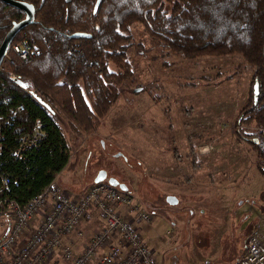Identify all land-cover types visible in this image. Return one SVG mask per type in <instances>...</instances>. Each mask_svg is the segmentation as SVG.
<instances>
[{
  "label": "rangeland",
  "instance_id": "obj_1",
  "mask_svg": "<svg viewBox=\"0 0 264 264\" xmlns=\"http://www.w3.org/2000/svg\"><path fill=\"white\" fill-rule=\"evenodd\" d=\"M130 33L127 59L132 75L98 131L88 138L74 132L58 110L71 159L56 182L76 196L93 186L101 171H106L105 183L111 178L124 183L133 203L153 216L151 224L138 220L135 226L159 264L190 247L187 222H180L179 231L173 229L175 215L170 210L186 211L177 217H194L200 231L216 222L207 229L220 239L216 247L226 252L230 248L229 238H221L227 231L223 237L231 238L232 248L239 247L237 254L252 235L246 237L251 223L261 222L259 209L264 211V159L248 141L260 130L255 123L239 121L251 96L253 70L241 56L176 55L154 41L140 23ZM110 69L120 73L112 64ZM22 80L30 82L24 76ZM169 198L178 203L169 204ZM91 215L94 221L85 230L94 232L102 220ZM5 222H0V237ZM155 232L164 242L155 244L146 234ZM169 241L170 247L165 245ZM59 252L58 264H65Z\"/></svg>",
  "mask_w": 264,
  "mask_h": 264
},
{
  "label": "trees",
  "instance_id": "obj_2",
  "mask_svg": "<svg viewBox=\"0 0 264 264\" xmlns=\"http://www.w3.org/2000/svg\"><path fill=\"white\" fill-rule=\"evenodd\" d=\"M18 1L35 7V22L19 32L12 45L28 39L38 55L22 60L11 50L0 70V117L10 118L1 123L0 187L3 176L11 179L8 190L0 193L2 209L6 201L29 203L69 164L71 148L58 110L74 132L88 138L98 131L132 75L127 51L133 40L130 28L136 23L154 41L184 58L241 56L245 60L253 80L239 121L255 123L260 130L248 141L264 159V0H103L97 13L98 0ZM24 18V12L0 1V47L14 23ZM76 33L91 37L73 38ZM110 64L120 73L112 71ZM12 73L30 79L52 112L17 86ZM64 77L71 87L59 83ZM19 105L25 108L20 114L16 113ZM37 124L42 125L44 136L15 157L22 138L31 135ZM251 229L246 237L253 234ZM227 238V252L235 260L242 258L245 241L236 254L239 247L232 248L230 237L224 236L223 242Z\"/></svg>",
  "mask_w": 264,
  "mask_h": 264
},
{
  "label": "built area",
  "instance_id": "obj_3",
  "mask_svg": "<svg viewBox=\"0 0 264 264\" xmlns=\"http://www.w3.org/2000/svg\"><path fill=\"white\" fill-rule=\"evenodd\" d=\"M11 50L22 60L38 55L37 47L28 39L10 45L5 58ZM10 64L15 65L13 60ZM9 75L11 80L23 78L13 73ZM59 83L72 86L67 77ZM29 84L34 88L31 81ZM24 111L23 105L16 109L19 114ZM9 121L10 118L0 117V153L1 123ZM41 130L42 125L37 124L31 135L23 137L14 156L20 158L23 151L37 145L44 136ZM10 184V176H3L0 193L8 190ZM5 204L4 209L0 206V222L5 218L10 223L0 241V264H49L58 250L65 264H159L135 226L138 220L151 224L153 216L134 204L128 193L109 183L94 184L76 196L67 194L55 180L24 206L14 201ZM126 209L127 215L123 213ZM92 213H96L103 224L82 253H77L74 245L64 244V237L70 233L85 237L83 221ZM238 264H264V233H253L247 239L245 254Z\"/></svg>",
  "mask_w": 264,
  "mask_h": 264
},
{
  "label": "crops",
  "instance_id": "obj_4",
  "mask_svg": "<svg viewBox=\"0 0 264 264\" xmlns=\"http://www.w3.org/2000/svg\"><path fill=\"white\" fill-rule=\"evenodd\" d=\"M159 211H163V210L158 209L157 212H159ZM170 211L173 213L172 215H175L174 221L172 222L173 229L178 228V231H179L180 222H187V224L185 225V228H186V230H188L189 238H188V241L186 242V244H188L190 247L186 250H183V252H181L180 254L172 253L171 256L166 257V260H168L167 264H238L240 258L238 260H235V257H233V256L231 257L228 252L226 253L225 247H219V249H218L216 247V245H217L218 241L221 244L220 239L216 241L215 238H213L209 233H207V231H208L207 229L213 228V226H215L216 222H210V224L208 223L206 225L205 231L209 236L208 235L205 236L206 234H204L205 233L204 230L200 231L197 229L198 226H196V221L193 219L194 217H190V219H186V220L179 219L177 217V216H181V214L186 212V211H184V212L180 211V210H170ZM263 212L264 211H262V209L261 210L259 209V213L261 214L260 215L261 222H252L251 223L250 227L256 228L253 233H263V231L261 230L262 228H264V222H263L264 213ZM189 214H190V216H194V212L192 209L189 210ZM90 216L92 217V219L90 218ZM93 221H94L93 216L88 215L85 218V220L83 221V225H82L83 229L85 230V228H90V225L93 223ZM9 223L10 222H5L4 229H3L4 233L0 237V241L2 240L3 236L6 233L7 228L9 226ZM38 223H39V219H38ZM38 223H36V224H38ZM198 228H200V227H198ZM230 228L231 227H229L228 231L230 230ZM94 232H92L90 230H88V231L85 230V237H83V238H79L75 233L67 234L64 237V244H72V245H74L77 253H82L83 248L89 242V240L91 239ZM225 233H223V235ZM146 234H148L147 236H149V238H151V240L153 242H155V244H159L160 242H164L163 236H161L160 234H157L156 232L150 233V234L146 233ZM223 235L221 236V238H223ZM145 239H146V237H145ZM116 243H118V241H116ZM165 245L170 247L171 246L170 241L167 242ZM59 253L60 252L58 250L57 253L54 255V256H57V259H56L54 264H58V262H59V259H58Z\"/></svg>",
  "mask_w": 264,
  "mask_h": 264
},
{
  "label": "water",
  "instance_id": "obj_5",
  "mask_svg": "<svg viewBox=\"0 0 264 264\" xmlns=\"http://www.w3.org/2000/svg\"><path fill=\"white\" fill-rule=\"evenodd\" d=\"M1 2L5 3L6 5H9L13 8H16L25 14V18L18 22L14 23L11 30L6 35L1 47H0V67L2 63L4 62V59L6 57V54L8 52V48L17 36L19 32H21L24 28L32 25L35 22V7L25 1H18V0H0ZM103 0H98L94 9V13H97L101 3ZM73 38H89L90 35L83 34V33H76L72 36ZM17 86H19L24 91L28 92L29 94L33 95L38 102H40L42 105H44L48 111L52 112V109L49 105H47L42 98L38 96L35 89L29 84L27 81H23L21 79H14L13 80ZM141 90H136V92H139ZM106 171H101L98 177L96 178L95 184L105 182L106 179ZM108 183L115 188H118L119 190L126 192L128 191V188L125 184H120L119 181L115 178L109 179ZM178 200L175 198H169V204L174 205L177 204Z\"/></svg>",
  "mask_w": 264,
  "mask_h": 264
},
{
  "label": "flooded vegetation",
  "instance_id": "obj_6",
  "mask_svg": "<svg viewBox=\"0 0 264 264\" xmlns=\"http://www.w3.org/2000/svg\"><path fill=\"white\" fill-rule=\"evenodd\" d=\"M13 43V42H12ZM12 43H11V45H12ZM98 177V176H97ZM96 177V178H97ZM96 178H94V181H96ZM107 178V177H106ZM106 180V179H105ZM120 184H124V183H121V182H119ZM128 188V187H127ZM128 191H130L129 189H128Z\"/></svg>",
  "mask_w": 264,
  "mask_h": 264
}]
</instances>
